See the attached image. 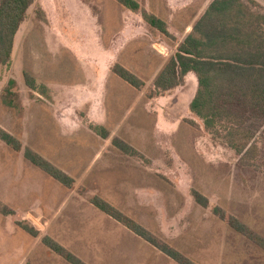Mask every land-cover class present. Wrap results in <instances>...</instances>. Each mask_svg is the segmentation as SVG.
<instances>
[{
  "label": "rangeland",
  "instance_id": "1",
  "mask_svg": "<svg viewBox=\"0 0 264 264\" xmlns=\"http://www.w3.org/2000/svg\"><path fill=\"white\" fill-rule=\"evenodd\" d=\"M137 1V12L114 0H33L29 6L11 62L0 69L6 128L23 148L75 181L64 187L18 151L17 175L20 184L28 180L33 196L24 201V190L19 192L12 217L1 223V264L64 263L41 242L44 236L85 264H177L96 209L90 203L94 196L143 226L157 244L196 264H264V251L213 210L220 207L264 237V120L248 121L257 149L243 159L223 142L221 126L219 133L210 132L190 111L198 88L194 73L169 91L157 94L154 88L186 37L185 24L210 0ZM143 11L162 19L170 35L149 26ZM115 64L140 78L142 87L135 89L114 74ZM23 72L35 76V94L21 93L13 79L11 107L2 94L11 77L25 83ZM83 82L98 84L94 101L81 100L77 86ZM26 98L33 103L25 109L21 101ZM97 126L107 137L95 131ZM115 138L135 152L120 151L112 144ZM97 149L105 154L95 162ZM194 191L208 207L196 203Z\"/></svg>",
  "mask_w": 264,
  "mask_h": 264
},
{
  "label": "trees",
  "instance_id": "2",
  "mask_svg": "<svg viewBox=\"0 0 264 264\" xmlns=\"http://www.w3.org/2000/svg\"><path fill=\"white\" fill-rule=\"evenodd\" d=\"M114 1L127 10H140L137 0ZM32 2L33 0H0V69L11 62L14 38ZM263 10L254 0H212L194 24L193 31L179 44L175 54L154 80L155 91L161 94L182 85L184 77L193 72L197 77L198 88L190 102V111L203 120L205 128L210 132L215 130L219 133L216 128L221 126L223 142L238 155H242L243 159L254 154L257 149L253 141L254 132L250 130L248 121L252 118L264 120ZM142 15L149 26L164 35H170L162 19L145 11ZM112 72L135 89H140L143 85L140 78L119 64L112 67ZM23 77L27 87L32 90L37 88L33 76L23 72ZM15 85V81L9 79L5 95L2 94V101L11 107L14 104L9 97L15 96ZM94 129L101 137H107V131L103 127L97 126ZM0 140L15 151L23 149L25 159L64 187L72 186L74 180L70 175L30 148H23L19 139L1 127ZM112 144L124 153L135 152L121 139L115 138ZM193 196L197 204L208 207V201L203 195L194 191ZM90 203L157 247L177 264H196L176 249L157 244L143 226L101 197H92ZM0 208L1 212H8L5 207ZM213 210L229 228L264 251L263 236L237 217L227 216L220 207H214ZM21 227L33 236L37 235V230L33 227ZM41 242L70 264H85L52 238L44 236Z\"/></svg>",
  "mask_w": 264,
  "mask_h": 264
},
{
  "label": "crops",
  "instance_id": "3",
  "mask_svg": "<svg viewBox=\"0 0 264 264\" xmlns=\"http://www.w3.org/2000/svg\"><path fill=\"white\" fill-rule=\"evenodd\" d=\"M211 1L212 0H210L207 3V5L203 8V10L199 13V15L193 16L196 19L193 18V20L191 22H188V23L185 24V32H186V34L184 36H187L188 34L191 33L190 30L193 28L194 24L198 21V19L203 15V13L205 12L206 8L208 7V5L210 4ZM254 1H256L264 9V0H254ZM189 73H193V72H189ZM11 78L14 79V80H16L17 87L19 86L18 87V90L20 89L21 93L22 92L23 93L24 92H29L30 96H31V93L30 92H32V94H35V92L32 89H30L29 87H28V91H27V89H26L27 86L25 85V83H23L20 80V78H16V77H11ZM77 87L79 89V94L84 95V97H81V100H83V101L85 100V102H87L89 100H91V101L93 100L94 101L95 95H94V92H92V90L93 89L96 90L98 88V84L95 87H93V86H91L90 83L86 84L85 82H83L82 84H78ZM87 94L89 95L88 98H87ZM101 100H102V98H101ZM31 102L32 101L29 98H26L25 100L22 99L21 106L26 109L27 108L26 105L28 104V106H29V104H31ZM95 103H97V98H96V102ZM6 109H7V107L5 108L4 105H0V127L3 130H5L6 132H8L9 134H11L12 136H14L12 130L9 131L6 128V125H7V122L5 121V114L7 113L6 112ZM17 153H18V151L13 150L5 142H3L2 140H0V203L2 205H4V207L8 211L7 213H1V208H0V230L2 228V226H1L2 225L1 224L2 221L3 220H8V219H10L12 217L13 210L11 208H13V206L15 205V203H12V201H19V199H18L19 198V192H21V191L24 190L23 193H22V198L23 197L25 198L24 201H30L32 199V196H33V191H32L33 189L31 187L25 185L28 182V180L25 181L24 183L20 184V181L22 180V177L19 176V175H17L18 169H19L18 168V162H17ZM104 154L105 153H104L103 150H100V149L95 150V153L93 154V161L95 160V162H98L96 160L100 157V155H104ZM33 166H35V165H33ZM35 167H36V170H37L38 167L37 166H35ZM64 172L67 173L66 171H64ZM73 180H74V178H73ZM30 188H31V190L28 191V189H30ZM42 188H43V185H42ZM37 194H38V189H37ZM36 197H37V195H36ZM36 197L33 198V199H36ZM35 201H39V200L36 199ZM45 206H48V205L45 203ZM16 248L17 247H14V249H16ZM49 251L52 252L51 250H49ZM1 255H2V251L0 249V264H1V257H2ZM165 256L168 257L167 255H165ZM168 258H170V257H168ZM65 262L64 263L63 262L62 263L58 262L56 264H70L67 261H65Z\"/></svg>",
  "mask_w": 264,
  "mask_h": 264
}]
</instances>
